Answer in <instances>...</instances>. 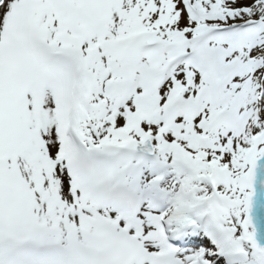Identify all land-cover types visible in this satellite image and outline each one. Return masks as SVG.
<instances>
[{
	"label": "snow or ice",
	"instance_id": "6c2138e0",
	"mask_svg": "<svg viewBox=\"0 0 264 264\" xmlns=\"http://www.w3.org/2000/svg\"><path fill=\"white\" fill-rule=\"evenodd\" d=\"M0 264H264V0H0Z\"/></svg>",
	"mask_w": 264,
	"mask_h": 264
}]
</instances>
